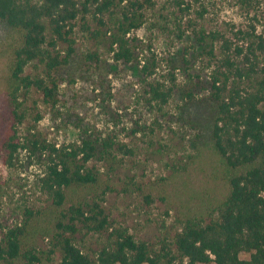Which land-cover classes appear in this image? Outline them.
Wrapping results in <instances>:
<instances>
[{
    "label": "trees",
    "instance_id": "16d2710c",
    "mask_svg": "<svg viewBox=\"0 0 264 264\" xmlns=\"http://www.w3.org/2000/svg\"><path fill=\"white\" fill-rule=\"evenodd\" d=\"M124 1L0 0V21L20 35L7 77L10 123L2 155L9 166L20 150L42 157L46 164L42 189L58 209L51 249H39L31 232L30 221L42 213L40 209H27L28 220L3 227L0 264H43L51 262L55 253H60V264H264V31L252 21L234 26L232 36L207 31L196 21L189 25L203 46L201 60L209 69L213 144L230 169V191L216 213L184 219L172 239H164L159 248L137 239L125 227H115L92 253L76 242L79 233L108 231L109 214L97 199L65 206L67 189L96 184L100 169L91 163L115 160L117 143L110 136L85 137L68 145L52 142L38 127L39 101L41 96L47 102L55 100L60 72L75 53L79 19L90 39L102 40L106 27L115 60L135 59V47L127 36L145 23L140 10L156 3ZM241 2L248 11L253 6V0ZM184 4L185 0H171L172 6L189 12L193 4ZM89 16L97 23L95 28ZM157 66L155 57L146 58L140 72L147 79L149 102L161 108L173 87L155 77ZM116 150L131 152L124 144ZM243 253L250 257L242 258Z\"/></svg>",
    "mask_w": 264,
    "mask_h": 264
},
{
    "label": "rangeland",
    "instance_id": "374dc122",
    "mask_svg": "<svg viewBox=\"0 0 264 264\" xmlns=\"http://www.w3.org/2000/svg\"><path fill=\"white\" fill-rule=\"evenodd\" d=\"M126 1L130 0L123 4ZM153 1L155 7L140 10L143 26L127 36L135 47L130 62L113 58L105 26L104 37L97 41L88 38L79 19L75 53L60 72L55 100L47 102L41 96L39 101L38 127L52 142L68 145L85 137L110 136L117 143L115 160L91 163L100 169L96 184L67 189L65 206L97 199L109 214L108 231L76 235L78 245L91 253L115 227L128 228L137 239L159 248L164 239H172L184 219L210 218L230 191V169L212 140L209 69L201 60L203 46L189 25L196 21L207 31L232 36L234 26L252 21L263 32L264 0H253L249 11L241 0H185L193 4L189 12L172 6L171 0ZM19 40V33L0 21V236L3 227L28 220L27 209H40L42 213L30 221L31 232L38 248L47 250L58 209L42 189L44 159L20 150L9 166L2 155L10 123L7 77ZM94 52L98 57L90 58ZM152 56L158 64L155 77L173 87L161 108L149 102L147 79L140 72L141 63ZM119 144L131 152L116 150ZM60 260V253H55L43 264Z\"/></svg>",
    "mask_w": 264,
    "mask_h": 264
}]
</instances>
